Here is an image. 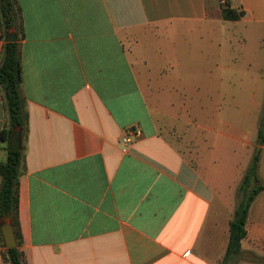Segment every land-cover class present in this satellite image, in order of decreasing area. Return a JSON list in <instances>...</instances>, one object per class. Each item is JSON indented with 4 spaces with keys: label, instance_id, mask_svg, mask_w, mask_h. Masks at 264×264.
Segmentation results:
<instances>
[{
    "label": "crops",
    "instance_id": "crops-1",
    "mask_svg": "<svg viewBox=\"0 0 264 264\" xmlns=\"http://www.w3.org/2000/svg\"><path fill=\"white\" fill-rule=\"evenodd\" d=\"M17 2L26 263L220 264L264 104V0ZM257 176L236 264H264V144Z\"/></svg>",
    "mask_w": 264,
    "mask_h": 264
},
{
    "label": "trees",
    "instance_id": "trees-1",
    "mask_svg": "<svg viewBox=\"0 0 264 264\" xmlns=\"http://www.w3.org/2000/svg\"><path fill=\"white\" fill-rule=\"evenodd\" d=\"M242 15V10L222 8V17L225 20H237ZM0 29L3 39L9 31L15 32L17 36L14 42L4 40L0 56V92L5 109V122L0 132L1 148L5 155L4 159L0 160V223L4 218L11 221L17 241L15 247L7 248L0 233V244L4 248L1 251V257L9 264H27L19 248L18 221V182L23 169L24 146L21 145L19 150H10L8 146L11 132L14 129H20L23 140L28 131L26 104L19 92L20 81L16 78V71L20 72L18 40L22 33L20 7L17 0H0ZM263 144L264 104L258 121L256 147L237 191L238 202L229 222V241L220 264H236V257L241 252V240L246 235L245 223L249 207L256 194L263 188L257 176V166Z\"/></svg>",
    "mask_w": 264,
    "mask_h": 264
},
{
    "label": "water",
    "instance_id": "water-1",
    "mask_svg": "<svg viewBox=\"0 0 264 264\" xmlns=\"http://www.w3.org/2000/svg\"><path fill=\"white\" fill-rule=\"evenodd\" d=\"M16 39L17 36L14 32L9 31L6 33L5 36L6 42H14L16 41ZM16 78L18 81L20 80L19 70L16 71ZM8 146L10 150H19L21 148V131L19 128H16L11 132ZM0 233L3 239V243L7 248L15 247L17 245V241L11 221L2 222V224L0 225Z\"/></svg>",
    "mask_w": 264,
    "mask_h": 264
},
{
    "label": "rangeland",
    "instance_id": "rangeland-1",
    "mask_svg": "<svg viewBox=\"0 0 264 264\" xmlns=\"http://www.w3.org/2000/svg\"><path fill=\"white\" fill-rule=\"evenodd\" d=\"M227 23V22H226ZM229 27V30L231 31V41H232V44L229 48V52H230V62H237L239 60L238 58V46L240 45L241 46V43H242V39H241V36H239V31H241L243 29V27L241 25H234V22H229V25H227ZM226 25L223 26V30L226 31L227 30V27ZM199 53V52H198ZM216 54V53H215ZM212 55V58L216 59V55ZM228 58H226L224 56V61L227 60ZM245 104V108H247V110H253V106H250V108L247 107V105L250 103V102H243ZM251 105H253V103L251 102ZM231 109H236L237 107H231ZM5 221H10L8 218H4L2 220V222H5Z\"/></svg>",
    "mask_w": 264,
    "mask_h": 264
},
{
    "label": "built area",
    "instance_id": "built-area-1",
    "mask_svg": "<svg viewBox=\"0 0 264 264\" xmlns=\"http://www.w3.org/2000/svg\"><path fill=\"white\" fill-rule=\"evenodd\" d=\"M140 131L138 129H130L127 132V135L123 136L122 141L124 143H131L133 139L140 135Z\"/></svg>",
    "mask_w": 264,
    "mask_h": 264
}]
</instances>
